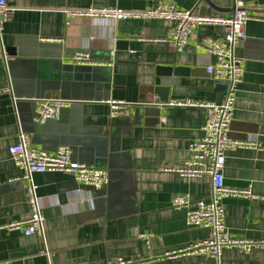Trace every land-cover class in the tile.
<instances>
[{
    "label": "crops",
    "instance_id": "crops-1",
    "mask_svg": "<svg viewBox=\"0 0 264 264\" xmlns=\"http://www.w3.org/2000/svg\"><path fill=\"white\" fill-rule=\"evenodd\" d=\"M225 11H202V0H11L0 52V264H109L118 258L136 264H264V248H225L215 260L205 254H176L208 238L206 228L187 223V209H175L176 195L207 199L210 176L177 172L190 157L189 144L203 136L206 109L173 101L221 103L226 91L207 73L215 56L199 46L207 37L222 40L219 25L198 26L178 51L170 40L175 22L163 18L101 20L82 14L90 7L142 13L160 4L200 14L233 15L243 1L253 14L264 0H211ZM66 10L75 12L69 16ZM242 44V46H241ZM45 45L47 52H41ZM16 48L17 54L8 53ZM244 76L237 88L230 136L256 144L226 152L225 183L251 188V197L224 199L226 223L234 237L264 240V21L250 20L237 46ZM97 62L75 67L74 56ZM159 67L181 68L170 80L169 101L151 93ZM62 98L72 103L57 118L35 128L33 102ZM108 100L137 104L129 116L111 117ZM18 101L26 102L22 110ZM28 102V103H27ZM153 102V104H150ZM154 105L158 111H145ZM31 144L54 153L76 148L73 159L105 169L110 182L102 193L64 171L33 174L44 215V238L26 235L10 223L31 216L28 182L9 154L20 132Z\"/></svg>",
    "mask_w": 264,
    "mask_h": 264
},
{
    "label": "built area",
    "instance_id": "built-area-1",
    "mask_svg": "<svg viewBox=\"0 0 264 264\" xmlns=\"http://www.w3.org/2000/svg\"><path fill=\"white\" fill-rule=\"evenodd\" d=\"M11 0H0V52L4 53V25L13 14ZM71 16L75 12L66 10ZM82 14L101 20H127L130 18H163L173 20L170 40L178 51H182L200 25H219L224 29V38L216 40L204 38L199 46L215 56L214 64L207 67V73L215 81H226L227 91L221 103L195 102L192 100L173 101L175 106H200L206 109V121L203 125V136L189 144L190 157L185 165L177 169L183 176H210L211 192L207 199L193 200L189 194L176 195L172 200L175 209H187V223L192 227L206 228L210 231L208 238L190 244L172 252L176 254H205L219 260L225 248H241L246 251L254 247L264 248V240L254 242L234 237L226 223L224 199L227 197H251V188H233L225 183L224 167L226 152L232 147H256V144L237 140L230 136V126L235 110L237 88L242 82L245 66L244 60L236 54L238 44L246 37V24L250 20L264 21V13L253 14L243 1H238L231 16L222 14L204 15L197 9L181 10L174 4L163 3L142 13H134L118 8L90 7ZM73 63L79 66H93L98 63L85 52L77 53ZM38 114L35 121L46 123L57 118L61 111L72 102L62 98H43L36 101ZM111 117L129 116L137 104L124 100H108ZM9 154L16 166L23 171V179L28 182V196L31 216L25 220L10 223L7 227L19 229L24 227L26 235H40L44 238V215L41 198L37 195L33 174L46 171H64L72 174L76 180L87 186L102 188L109 184L110 174L105 169L89 166L73 159V150L68 145L61 146L51 153L31 144L30 137L20 132L18 142L12 144ZM109 264H136L134 260L118 258Z\"/></svg>",
    "mask_w": 264,
    "mask_h": 264
},
{
    "label": "water",
    "instance_id": "water-1",
    "mask_svg": "<svg viewBox=\"0 0 264 264\" xmlns=\"http://www.w3.org/2000/svg\"><path fill=\"white\" fill-rule=\"evenodd\" d=\"M202 11H206V12H216V11H225L226 8L221 7L217 4H215L214 2H212L211 0H202V5H201ZM242 46V44H241ZM47 46L42 45L41 48V52H47L46 49ZM45 48V49H44ZM48 48V47H47ZM8 53L11 55H16L17 54V49L14 48H8ZM240 50H238V48L236 49V54L239 56ZM75 67H79V65H73ZM82 67V66H81ZM183 69L181 68H169V67H159L158 71H157V78L155 81L154 86H152L150 88L151 93H154L156 95V97L154 98V103L159 104V103H166L169 101V97H168V89H169V85H170V80L169 78L166 77H171V76H179L184 74ZM214 81V80H213ZM217 82L218 84V88L222 89L224 91H227V82L226 81H214ZM28 103V102H27ZM26 102L23 101H18V108L22 110V106H25ZM35 108H36V102H33ZM150 104H153V102H150ZM145 111H149V112H154V111H158L160 108L155 107L154 105H148L145 106ZM34 117H36V114L33 116V122H34ZM34 126L35 128H39L40 126H44V124H39L37 122H34ZM69 146V145H68ZM73 150V155H76V148L71 147ZM88 189L91 192H96V193H102V189L103 188H96L94 186H88Z\"/></svg>",
    "mask_w": 264,
    "mask_h": 264
}]
</instances>
